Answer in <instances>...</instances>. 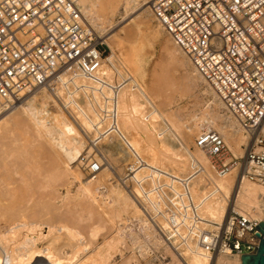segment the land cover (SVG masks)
Returning a JSON list of instances; mask_svg holds the SVG:
<instances>
[{"label": "bare ground", "instance_id": "6f19581e", "mask_svg": "<svg viewBox=\"0 0 264 264\" xmlns=\"http://www.w3.org/2000/svg\"><path fill=\"white\" fill-rule=\"evenodd\" d=\"M78 1L88 22L96 28L102 26L103 30L108 26L105 23L110 25L100 38L112 53L102 67L104 82L97 88H102L109 96L113 92L117 94V117L112 119L102 112L101 107H106V101L99 91H94L93 102L87 101L86 108L75 104L71 108L88 130L96 126V132L104 131L108 138H118L127 145L135 158L130 167L134 174L133 178L129 177L131 185L126 184L132 192L130 195L153 208L156 198L153 186L161 179L173 183L179 192L190 190L201 206L202 214L211 220L222 222L231 207L264 220V187L249 180L240 182L237 170L226 175L215 173L207 153L194 142L203 128L212 127L224 136L235 154L242 155L248 137L170 34L162 41L164 61L161 66L157 65L159 68L156 67L148 88L137 79L145 74L144 59L140 57L145 43L142 38L160 41L164 36L163 27L150 24L154 0ZM120 8L124 10V16L114 24L113 17ZM127 20L132 23L128 21V25H122ZM140 34L144 36L133 46L129 56L132 70L119 67L115 48L124 45L126 40L137 41ZM179 68L192 75L189 79L193 77L203 82L210 93L205 108L189 117V112L174 106L176 97L180 98L188 91L187 85H184L185 89L179 87L181 82L173 75ZM115 75L124 78H120L123 81H115ZM42 93L43 101H37V95L31 92L24 96L30 97L25 103L21 104L24 99H20L13 108L0 115V264H106L126 243L120 218L127 211L129 215L132 211L134 216L131 217L136 216L147 232L157 238V230L152 229L154 226L150 225L136 198L125 193L123 188H115L113 183L107 185L110 168L104 167L105 164L100 166L101 161L97 163L98 173L88 182L81 183L76 193L68 189L63 194L62 187L73 185L82 177L79 166L72 169L70 163L80 161L83 136L61 109H58L61 113H55L58 110L48 101L49 92L43 90ZM46 120L51 122L50 126ZM44 135L50 138L56 135L57 142L44 139ZM143 144L150 151L146 154L147 159ZM156 148H160L162 154ZM163 160L168 164L164 165ZM138 162L140 164L134 167ZM147 176L151 178L146 180ZM141 181L146 182L147 190ZM103 185L107 190L102 188V193L100 189L102 195L99 196V188ZM137 186L142 189L135 190ZM97 196L106 204L96 205ZM161 226L166 224L163 222ZM105 228L109 229V233L107 230L108 234L105 233L107 239L98 242V232ZM162 241L172 251L167 238ZM41 242L46 245L39 247ZM174 257L173 264H242L241 256L221 255L216 260L195 248L186 252L184 259Z\"/></svg>", "mask_w": 264, "mask_h": 264}, {"label": "built area", "instance_id": "2783aa9c", "mask_svg": "<svg viewBox=\"0 0 264 264\" xmlns=\"http://www.w3.org/2000/svg\"><path fill=\"white\" fill-rule=\"evenodd\" d=\"M151 9L248 137L238 155L218 130L205 127L197 146L217 174L237 170L240 182L264 187V0H155ZM109 50L78 0H0V115L43 90L71 114V105L93 102L99 91L108 107L102 112L115 119L117 94L97 88ZM153 189L154 207L139 203L182 259L194 248L216 260L256 252L261 238L254 231L262 220L231 207L217 222L202 214L190 190L161 179Z\"/></svg>", "mask_w": 264, "mask_h": 264}, {"label": "rangeland", "instance_id": "374dc122", "mask_svg": "<svg viewBox=\"0 0 264 264\" xmlns=\"http://www.w3.org/2000/svg\"><path fill=\"white\" fill-rule=\"evenodd\" d=\"M150 4L151 3L147 4V6H149ZM121 8L118 10V12H116V14L113 17L114 24H116L117 22L122 20V18L124 16V13H123L124 10H122L123 8L122 9ZM150 11H152V9ZM138 13H136L134 15V17ZM151 13H153V12H151ZM151 15H153V14H151ZM151 18H152V20L150 22L151 26L153 27V26L157 25L156 27H158V25H159V27L162 29L163 26H162V24L160 22H158L156 17L153 15V16H151ZM128 21L129 20H127L125 22L123 21L122 25H125ZM129 22L132 23L131 20ZM88 23L95 29V31L97 32L99 37L102 36V33L103 34L106 33V30L108 29L107 27H110V25L108 23H105L104 25H108V26H106V29L103 30L102 26L100 27V25L97 26L99 28L98 29V28L95 27V25H92L90 22H88ZM126 25H128V23ZM118 30H119V28H118ZM163 33H164V36H163V38L160 41H153L152 39H147V38L143 37L144 34H140L136 38L137 41L134 40V42L132 41L133 42L132 43L131 41H129V40L127 41L126 40L124 45L115 48V52H116V55H117V61H118L119 67H123L125 69L127 68L128 70H132V65L130 64L131 62L129 60V56L131 55L133 46L140 40L141 37H143L142 39H144L145 48H144V45H143V48H142L143 52H141V56L140 57L142 59H144V70H145L144 73L145 74H144L143 77L139 76V78H137V79L146 88H148V86L151 83L152 77L154 75L153 73H155V70H157L156 67L161 66L162 65L161 63H163V61H164L163 60L164 59V57H163L164 56V52L162 51L163 48L161 47L162 46V41H163L164 37H166V36L168 37L170 35L164 29V27H163ZM101 41H103L102 38H101ZM111 53H112V51L109 50V53L107 54V57ZM127 56H128V58H127ZM127 61H129V62H127ZM183 72H184V75H183ZM185 73L186 72L183 69H180V68L173 71V75L175 76V78L178 80V82L182 83V84L180 83L179 87L182 88V89H185L187 87V89L189 91L188 94H187V92H188L187 91L180 98H178V96H177L176 97L177 100L175 99L176 101L174 103V106H175V108H177V107L178 108H182L185 113L189 112L188 115H187L189 117L191 114H193V112L199 113L201 108H203V107L205 108V103L208 100V98L210 97V93H207L205 85H204L203 82L195 80L193 77H190V79H189V75L190 76H192V75L191 74L187 75ZM115 76H116L115 77V81L116 80L119 81V82L123 81V80L120 79L122 77H120L119 75H115ZM118 77H119V79H118ZM185 77H186L187 80L183 79ZM191 78H193L194 80H191ZM122 79H124V78H122ZM125 80H126V78H125ZM183 81H185V82H183ZM184 85L185 86L187 85V86L185 87ZM34 93L37 95V101L41 102V101L44 100L43 98H41V97H43V95H41L42 92H34ZM60 94H62V92H60ZM48 96H50V98H48V101L50 100V104L52 105V107L55 108L56 110L61 109V111H63V113L68 117V119L70 121H72V123L76 126V128L80 132V134L83 136L82 140L84 142V146L82 148V153H81V156H80V159H79L80 161L76 162V163H70V167H72V169H74L75 167L79 166V168L81 169V172H82V177H81L80 180L74 181L73 185L72 184H68L66 187H62L61 191L63 192V194H66L68 189L72 193L73 192L76 193V190H77L78 186L81 183L88 182L90 179H92L98 173V171H97V173L96 172H92L91 169H90V165L93 162L94 163H98V162L100 163V161H101L102 163H100V166L105 164L104 167L107 166L108 168H110L109 169L110 171L108 170V173L110 172L109 173L110 177L107 176L109 178L108 179L109 182L107 181V185H110L108 183H111V184L113 183L112 185L115 186V188L116 187L120 188V189L123 188L124 189L123 191L125 193H127V194L129 193V195H130L131 191L128 190V188L126 187V184H127V186L131 185V183H130L131 180H129L131 178H129V177H131L134 174L131 172L130 167L134 164L135 158L131 155V151L129 150L127 145H125V144L123 145L119 141L118 138L117 139L115 137L108 138V136L105 135L104 131L96 132L95 131V128H97L96 126L94 128H92L91 130H88L78 120V118L75 116L73 109H71V111H70L71 114L67 113V111H65L63 108L58 107L56 104H54L52 102L53 100H52V97H51V95L49 93H48ZM29 98L30 97H28V98L23 97L22 99H24V100H23V102L21 104L25 103ZM83 105L86 108V106H85L86 102ZM83 105H81V107ZM98 107L100 108V106H98ZM185 107L188 108V109L191 108V109H189L190 111L188 109H186ZM53 108H52V110H53ZM184 109H186V110H184ZM56 110H54V112ZM101 110H102V107H101ZM57 112L61 113L60 110L56 111L55 113H57ZM46 124L48 126H50L51 122L46 120ZM54 136H55V138H50V136L44 135V139L51 140L52 142H57L56 135H54ZM170 141H171V144L176 146V144L172 140H170ZM194 142H196V137L194 138ZM228 146H229V144H228ZM163 147H166V146H163ZM143 148L147 149V152L146 153L144 152L145 153L144 155H146V154H148L150 152V151H148V148H147V146L145 144H143ZM156 149H157L158 152H160V154H162L161 153L162 150L160 148H156ZM230 149H231V147H230ZM192 150H194L193 146H192ZM144 155L142 154V156H144ZM144 157L146 158L147 155L144 156ZM163 164L165 165V164H168V163L163 160ZM213 170L214 169L212 167V171ZM130 172L132 173V174H130L131 176L129 175ZM160 173L166 174L163 171H161ZM132 178H133V176H132ZM212 178H213V176H212ZM126 182H129V183H126ZM102 188H104L103 189L104 191L107 190V188L105 189L104 185L100 186L99 190L100 189L102 190ZM136 188L142 189L140 186L135 187V190H136ZM101 190L99 192V196H100V194L102 195V193L104 192L102 190V193H101ZM99 196H97L96 198L100 199ZM131 197L134 198L135 195L134 196L132 195ZM96 198H95V204L98 205L99 207L103 206L104 203L106 204V202L99 201V199L97 200ZM103 199L105 201L106 200L110 201V199H107L106 197H103ZM135 200L138 202L137 198ZM96 201H99V203L98 202L96 203ZM109 201H107V202H109ZM138 204L141 206V204L139 202H138ZM141 209H142V206H141ZM143 212L145 213V217L151 223L150 225H152V227L154 226L152 229L154 231L157 230L159 232L158 227L156 226L154 219H152L150 217L149 212H148V214L144 210H143ZM255 212H258V211L255 210ZM125 213L127 214L128 211L127 212H123L122 213V217L123 218L122 217L120 218L121 219L120 224H121L122 228L124 229L125 242H126L125 244H123L121 246V248H122L121 252H123V253H121V252L115 253L113 255L112 260H110L106 264H161V263L162 264H173V262L175 260L174 256L177 255V254H176V252L173 249L171 251L169 248H167L164 245V243L162 241L163 238L161 239L159 237V236H161L160 232L158 233L156 231L155 236H157V238H154L153 234L148 233L149 231L147 232V230L142 226L143 224L140 223V220L138 219L139 220L138 221L136 216L133 217L134 215L132 214L133 213L132 211H130V213H131L130 215L129 214L126 215ZM131 215H133V216L131 217ZM85 222L88 223L87 218H85ZM85 222H83L84 225H86ZM107 229L105 228L104 231L100 230L101 232H98L99 233L98 236H97L98 242H103V241H105L107 239L106 234H105L109 230V229L108 230ZM47 230H48V227L45 228V233L46 234L48 232ZM106 230H107V232H106ZM111 236H113V234H111ZM157 241L158 242L160 241V242L158 243ZM45 245L46 244L43 243V242L39 243V247H44ZM131 256L134 257V258L133 259H131V258L129 259V257H131ZM128 259L130 260V262L128 261Z\"/></svg>", "mask_w": 264, "mask_h": 264}, {"label": "water", "instance_id": "95a60500", "mask_svg": "<svg viewBox=\"0 0 264 264\" xmlns=\"http://www.w3.org/2000/svg\"><path fill=\"white\" fill-rule=\"evenodd\" d=\"M254 231L261 239L260 244L255 253L241 254L242 264H264V220L256 225Z\"/></svg>", "mask_w": 264, "mask_h": 264}]
</instances>
